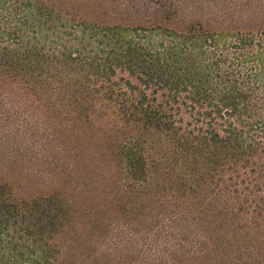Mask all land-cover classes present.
I'll return each mask as SVG.
<instances>
[{
    "label": "trees",
    "instance_id": "1",
    "mask_svg": "<svg viewBox=\"0 0 264 264\" xmlns=\"http://www.w3.org/2000/svg\"><path fill=\"white\" fill-rule=\"evenodd\" d=\"M0 264H264V0H0Z\"/></svg>",
    "mask_w": 264,
    "mask_h": 264
}]
</instances>
